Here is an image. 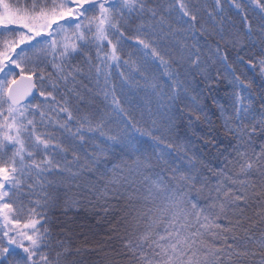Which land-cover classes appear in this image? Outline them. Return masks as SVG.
Listing matches in <instances>:
<instances>
[{
  "label": "snow or ice",
  "instance_id": "obj_1",
  "mask_svg": "<svg viewBox=\"0 0 264 264\" xmlns=\"http://www.w3.org/2000/svg\"><path fill=\"white\" fill-rule=\"evenodd\" d=\"M256 29L264 0H0V264H68L48 210L97 152L123 163L95 194L130 209L104 264H264V95L251 89L264 51L246 58L241 45ZM214 62L230 77L227 103L212 98L230 141L204 170L176 121L185 109L188 125L207 119L196 78L213 81ZM137 91L156 103L146 131L120 102Z\"/></svg>",
  "mask_w": 264,
  "mask_h": 264
},
{
  "label": "trees",
  "instance_id": "obj_2",
  "mask_svg": "<svg viewBox=\"0 0 264 264\" xmlns=\"http://www.w3.org/2000/svg\"><path fill=\"white\" fill-rule=\"evenodd\" d=\"M36 39L40 40L42 37ZM231 39V35L226 34L225 41H221L220 45L221 54H227L229 63L236 59L239 50L232 47ZM212 43L214 46V41ZM241 45L246 49L244 53L246 58H252L264 51V35L256 29L251 37H245L241 41ZM235 67L240 68V65L236 64ZM217 68L221 73L219 76L215 75ZM211 70L213 81L205 82L200 76L196 78L199 81V90L203 93L200 102L201 106L205 107L207 119L201 117L199 121L188 125L186 120L188 109H185L184 114L176 121L179 124L184 120L185 126L180 132V143L190 147L188 155L198 169H204L205 165L218 166L223 160L221 153L225 151L230 141L219 118L218 109L212 104L213 97L221 104L227 103L230 77L218 63L214 62ZM23 73L28 74L27 68ZM37 85L39 87V82ZM193 86L195 87V83ZM209 86L212 87L211 92L208 91ZM251 89L255 97L264 95V78L256 74ZM35 97L39 99L38 94ZM120 102L125 109L131 106L134 110L141 131L151 128L152 120L157 118L154 100L150 101L143 91H137L135 95L121 98ZM143 139L151 143V137L145 136ZM85 148L88 155L93 154L92 145H86ZM96 155V163H90L83 155L81 156L80 162L86 166L75 175H66L63 185L58 186L60 198L48 210L54 240L63 241L70 253L68 264H104L106 256L115 257L125 235L123 221L130 210L127 200H114L109 197L105 202L95 194V189L101 188L110 179L112 166L122 165L123 161L119 158V153L100 156L97 152ZM97 169L101 172L107 171L108 176L102 178ZM116 264L123 262L117 258Z\"/></svg>",
  "mask_w": 264,
  "mask_h": 264
},
{
  "label": "water",
  "instance_id": "obj_3",
  "mask_svg": "<svg viewBox=\"0 0 264 264\" xmlns=\"http://www.w3.org/2000/svg\"><path fill=\"white\" fill-rule=\"evenodd\" d=\"M27 75H28L27 73H19V75L16 77L17 84L13 85V88L18 89L20 92H24V91L28 90L31 82L28 81ZM33 81H35V77H33ZM32 92H33V96L37 95V89L36 88H33ZM29 99H32V97H29Z\"/></svg>",
  "mask_w": 264,
  "mask_h": 264
},
{
  "label": "rangeland",
  "instance_id": "obj_4",
  "mask_svg": "<svg viewBox=\"0 0 264 264\" xmlns=\"http://www.w3.org/2000/svg\"><path fill=\"white\" fill-rule=\"evenodd\" d=\"M16 71H17V73H21V72H20V69H16Z\"/></svg>",
  "mask_w": 264,
  "mask_h": 264
}]
</instances>
